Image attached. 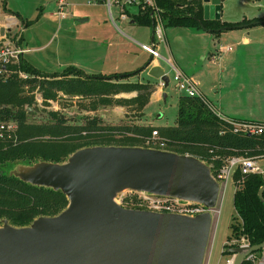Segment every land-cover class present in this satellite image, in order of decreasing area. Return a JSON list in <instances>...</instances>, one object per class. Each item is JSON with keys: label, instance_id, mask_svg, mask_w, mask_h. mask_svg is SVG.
<instances>
[{"label": "water", "instance_id": "obj_1", "mask_svg": "<svg viewBox=\"0 0 264 264\" xmlns=\"http://www.w3.org/2000/svg\"><path fill=\"white\" fill-rule=\"evenodd\" d=\"M206 1L204 18L219 19L221 0ZM152 60L149 56L136 70L147 69L150 76L167 86L169 76L164 67ZM7 174L61 190L68 202L59 212L38 215L24 225L2 218L0 264L204 262L211 211H155L124 206L115 199L118 193L130 189L215 208L220 182L211 164L197 155L142 145L92 144L73 150L62 161L16 162ZM263 190L264 184L258 190L264 202ZM259 249L264 257V240L228 246L225 251L237 252L234 264H241L249 252Z\"/></svg>", "mask_w": 264, "mask_h": 264}, {"label": "trees", "instance_id": "obj_2", "mask_svg": "<svg viewBox=\"0 0 264 264\" xmlns=\"http://www.w3.org/2000/svg\"><path fill=\"white\" fill-rule=\"evenodd\" d=\"M182 2L184 0H158L165 8V25L204 28L219 35L225 25L264 20V16L244 17L237 21L204 18L200 0L185 6L180 5ZM135 19L139 24L151 26L147 14L137 15ZM19 70L27 72L28 76H20ZM120 75V72L86 73L75 65L46 72L24 57L3 67L0 73V124L13 123L15 127L10 132L0 133V223L2 218H7L14 225L28 224L38 215L59 212L68 202L61 190L8 175L7 171L16 162L62 161L73 150L92 144L147 146L146 137L153 128L165 138L167 149L197 155L211 164L213 174L224 156L264 155V134L235 131L230 119L220 116L201 95H178L173 125L143 124L133 118L110 122L96 113L71 117L55 109L46 110L40 119L31 117L33 110L30 108L36 103L37 93L47 103L48 98H56L59 92L85 100L86 104L82 105L85 110L120 104L125 105L134 117L141 116L155 89L154 84L124 80ZM133 90L137 91L134 96H115ZM233 181L236 184L233 192L235 214L231 218V233L227 240L244 236L250 244L260 243L264 240V202L258 190L264 184V174H242L236 168ZM254 252L260 253L261 249ZM253 262L244 259L241 264Z\"/></svg>", "mask_w": 264, "mask_h": 264}, {"label": "rangeland", "instance_id": "obj_3", "mask_svg": "<svg viewBox=\"0 0 264 264\" xmlns=\"http://www.w3.org/2000/svg\"><path fill=\"white\" fill-rule=\"evenodd\" d=\"M64 2L67 5L64 8L65 17H62L58 12V0H0V23L9 20L6 17V12L13 14L15 22L11 24L10 33L11 35H22V44L30 48L24 53V56L39 70H61L68 66L72 60H80L86 64L97 62L100 51H107L111 48V46L106 47L103 43L104 40H110L115 33V35L122 37L126 43L124 46L120 45L121 48L124 49L127 46L128 49L129 54L123 55L125 61L127 56L141 58L147 55L148 52L141 48L140 43L150 42L151 26L139 24L136 20L131 23L129 19L117 18V24L122 30L120 32L113 27L108 16L107 6L101 0H64ZM113 10L117 15V8L114 7ZM263 14L264 0H221L220 19L222 20L235 21L245 16L252 17ZM237 30L239 29L227 30L217 39L204 28L178 24L164 25V40L157 42V48L162 56L159 58L160 64L169 76L168 85L163 87L167 96L149 99L139 117L138 115L134 117L132 112L130 114L123 112V106L120 104L99 107L93 111L85 110L82 108V105L86 104L85 100L60 92L56 98H48L47 103L43 102L41 94L37 93L36 103L30 108L33 110L31 117L40 119L46 110L55 109L71 117L96 113L101 114L106 121L110 122L133 118L134 120L138 119L143 124L173 125L177 116V97L183 93L175 85L173 66L188 74H194L201 82H204L203 71L208 58L206 57L204 60L201 54H207L219 41L236 40V35L232 33ZM7 38L11 39V36H7ZM117 47L116 44L115 48ZM261 53H264V48ZM125 61L124 59L120 60L119 70L127 67L133 69L136 66V63L132 61ZM248 63V67H251L256 75H259L256 77H258L259 83L263 85L264 54L249 59ZM143 76H145V72L139 75L141 79ZM136 79L138 76H135L134 80ZM224 84L226 83L224 82ZM224 84L223 86L227 88ZM200 88L208 96L214 94V97L218 98V92L213 93L212 87L208 84L201 83ZM234 89L233 87L226 89L228 92L223 95L222 103H228L235 98ZM263 96V92H260L259 98L262 99ZM126 109L124 108V111ZM260 163L263 164L264 160L262 159ZM234 189L235 185L231 179H228L220 189L216 204L217 210L212 211V226L203 264L222 263L228 255L222 252V248L231 233L230 222L235 214L233 206ZM125 195H127L125 203L129 205L128 197L136 198L138 193L126 191ZM254 255L253 264H264L262 252Z\"/></svg>", "mask_w": 264, "mask_h": 264}, {"label": "crops", "instance_id": "obj_4", "mask_svg": "<svg viewBox=\"0 0 264 264\" xmlns=\"http://www.w3.org/2000/svg\"><path fill=\"white\" fill-rule=\"evenodd\" d=\"M256 16H264V14L255 15L252 17H256ZM6 17L9 18V20L0 23V43L4 40H9L7 36H11L10 40L13 41L18 36V39L20 38V40H17L16 42L18 44L23 45L22 44L23 37L21 34L11 35L10 33L11 24L15 22V17L13 16V14L9 12H6ZM246 18H251V17H246ZM129 22L133 23L135 21L130 20ZM242 23H247V24L240 26L226 27L219 33V35H215L209 30L205 29L206 31L216 36L217 39L220 38V35L222 33L227 32V30H232V29H239V30L233 31L232 33L236 35V40L228 41V42L227 41L221 42L218 40L219 42L217 44H214L213 48H211L207 54L204 53L201 54V57L204 60L206 59V57L208 58V61L205 66V70L203 71L204 82H201L199 78L194 76V74L191 73L188 74L182 69L179 70L186 75L193 76L197 80L196 87L198 92L202 95V97L205 100L209 102L211 107L220 116L226 119L236 120V121H242V120L264 121V96L262 99L259 98L260 92H263L264 94V84L261 85L259 83L258 77H256L259 75H256V72H254L253 69H251V67H248L249 59L251 60L255 56L260 57L261 55L264 54L261 53V50H263L264 48V20L262 22H253V23L242 22ZM112 25L114 28L122 32L120 27L119 28L116 27L113 23ZM115 34L112 38H110V40L108 41L104 40L103 43L106 45V47L111 46V48H109L107 51L106 50L100 51V55H98L99 57L97 58V62H94L92 64H88V63L86 64L85 62H82L80 60H72L68 65H75L77 67H80L86 73L109 74L113 72H120L121 73L120 76L123 77L124 80H129V81L138 80V81L151 82L154 84L155 89L151 92L149 99L161 98L163 96V92H165L163 88L164 86L161 85V81L155 77L150 76L147 73V69L140 71L136 70L142 65V63L149 56H151L149 53H147L146 56H143L141 58H139L138 56L137 57L127 56L126 61L134 62L136 63V66L133 69L127 67V68H123L122 70H119L120 60L124 59L125 61L123 55H128L129 53L127 46H125L124 49L121 48L120 46V45L124 46V44H126L125 41L122 40V37ZM150 40H151V36H150ZM116 44L118 45L117 48H115ZM226 45H231L232 48L226 50L223 48ZM23 46L27 47L26 45ZM22 57H24L28 61V59L24 56V54ZM161 57H162L161 55L158 57H153L152 63L160 64L159 58ZM251 66L253 65L251 64ZM54 71H60V70H54ZM46 72H53V71H46ZM143 72H145V76H143V78L141 79L139 75L143 74ZM135 76H138V79L134 80ZM224 82L226 84H224ZM201 83L202 84L206 83L209 86H211L213 93L218 92L217 93L218 98L217 97L215 98L214 94H212V96H208L207 94H205V91L203 92L200 88ZM223 84L226 85L227 88H225ZM232 87L235 88L233 90L235 91V98L233 100H230L228 103H222L221 100L223 95L228 92L226 89ZM136 94L137 91L133 90L129 92H120L115 96L131 97ZM115 105H119V104H115ZM122 106H123L122 107L123 112L129 113L127 109L124 111V108L127 107L125 105ZM136 120L138 121V119Z\"/></svg>", "mask_w": 264, "mask_h": 264}, {"label": "built area", "instance_id": "obj_5", "mask_svg": "<svg viewBox=\"0 0 264 264\" xmlns=\"http://www.w3.org/2000/svg\"><path fill=\"white\" fill-rule=\"evenodd\" d=\"M103 4L107 6L108 15L112 23L119 28L117 24V18L123 20H133L135 17L141 14H147L151 18V27H152V40L149 43L141 42V48L148 52L153 57L160 56L159 50L157 48V42L164 40V13L165 8L158 3V0H101ZM193 0H184L181 6L187 5ZM58 12L62 17H65V6L66 3L64 0H58ZM207 1L200 0V3L204 5ZM117 8V15L114 13L113 8ZM18 39V36L17 38ZM13 40H4L0 43V73L3 70V67L7 63L17 62L25 52L29 50L28 47H25L21 44H18ZM226 50L232 48L231 45H226L223 47ZM175 80V85L179 90H182L183 93L190 95H201L197 90V80L191 76L186 75L178 68L173 66ZM19 75L22 77H27L28 73L22 70H19ZM163 82L161 81V85ZM202 96V95H201ZM233 123V129L235 131H244L255 134H264V121H251V120H242L234 121L230 120ZM15 125L13 123L0 124V133L4 130L10 132L14 129ZM146 144L149 147L157 148H166L165 138L162 137L157 128H153L151 133L146 137ZM264 159V155L251 156V155H227L222 158V163L220 167L216 170V173L213 174L215 178L220 182V186H224L228 179L233 180V173L236 168H239L242 174L249 172H260L264 174V163L261 164L260 161ZM234 182V181H233ZM235 184V183H234ZM236 187V184H235ZM137 192L138 195L136 198L128 197V204L125 203L127 195L125 192ZM223 191V190H222ZM134 198V199H132ZM116 201L120 204L128 207L149 209L155 211H166V212H177L184 214H196L206 210L216 211L217 208H208L202 203L195 201H182L175 197H166L159 196L145 191L137 190H125L116 196ZM250 242L244 236H241L240 239H231L226 240L223 244L222 252L227 253V257L219 264H234L237 252H226L225 248L228 246H246ZM255 252H249L244 259H254L253 257Z\"/></svg>", "mask_w": 264, "mask_h": 264}]
</instances>
